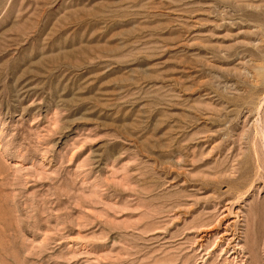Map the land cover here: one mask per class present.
Instances as JSON below:
<instances>
[{"label": "rangeland", "instance_id": "rangeland-1", "mask_svg": "<svg viewBox=\"0 0 264 264\" xmlns=\"http://www.w3.org/2000/svg\"><path fill=\"white\" fill-rule=\"evenodd\" d=\"M0 264H264V0H0Z\"/></svg>", "mask_w": 264, "mask_h": 264}, {"label": "bare ground", "instance_id": "bare-ground-1", "mask_svg": "<svg viewBox=\"0 0 264 264\" xmlns=\"http://www.w3.org/2000/svg\"><path fill=\"white\" fill-rule=\"evenodd\" d=\"M252 186V185H251ZM228 209V208H227ZM228 215V214H227ZM252 216H253V214H251L249 217H248V224L250 225V226H253L254 225V223H253V219H252ZM209 230V229H208ZM262 234V233H261ZM263 235V234H262ZM263 237V236H262ZM225 239V238H224ZM235 239V238H234ZM233 239V240H234ZM228 240V239H227ZM221 241H222V239H221ZM224 241V240H223ZM236 249V248H235ZM249 250H251L252 252L254 251L253 250V248L251 247V248H249Z\"/></svg>", "mask_w": 264, "mask_h": 264}]
</instances>
